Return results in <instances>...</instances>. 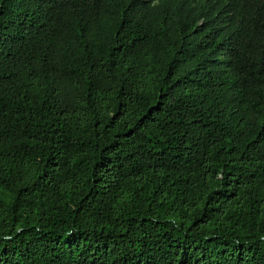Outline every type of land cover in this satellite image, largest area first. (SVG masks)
<instances>
[{"label":"trees","instance_id":"1","mask_svg":"<svg viewBox=\"0 0 264 264\" xmlns=\"http://www.w3.org/2000/svg\"><path fill=\"white\" fill-rule=\"evenodd\" d=\"M0 264H264V0H0Z\"/></svg>","mask_w":264,"mask_h":264}]
</instances>
